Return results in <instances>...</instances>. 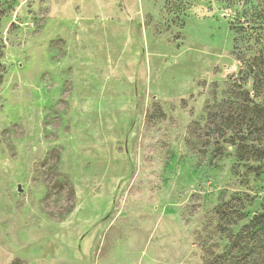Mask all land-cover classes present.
Here are the masks:
<instances>
[{
    "label": "rangeland",
    "instance_id": "1",
    "mask_svg": "<svg viewBox=\"0 0 264 264\" xmlns=\"http://www.w3.org/2000/svg\"><path fill=\"white\" fill-rule=\"evenodd\" d=\"M254 103L264 0H0V264H233Z\"/></svg>",
    "mask_w": 264,
    "mask_h": 264
},
{
    "label": "trees",
    "instance_id": "2",
    "mask_svg": "<svg viewBox=\"0 0 264 264\" xmlns=\"http://www.w3.org/2000/svg\"><path fill=\"white\" fill-rule=\"evenodd\" d=\"M250 102V93L245 91L244 107L249 108ZM252 108L254 111L250 114L229 113L224 117L223 127L231 131L229 141L235 146L238 161H259L264 158V104L254 103ZM220 131L223 136L224 129H217V132ZM249 168L259 174V166ZM222 203L223 207L218 213L228 226L246 220L236 232L229 231L227 257L231 258L233 264H264V197L259 209L249 213L244 211L245 203L238 196ZM233 249L238 255L232 254Z\"/></svg>",
    "mask_w": 264,
    "mask_h": 264
},
{
    "label": "water",
    "instance_id": "3",
    "mask_svg": "<svg viewBox=\"0 0 264 264\" xmlns=\"http://www.w3.org/2000/svg\"><path fill=\"white\" fill-rule=\"evenodd\" d=\"M18 188L21 190V187L20 186H18Z\"/></svg>",
    "mask_w": 264,
    "mask_h": 264
}]
</instances>
